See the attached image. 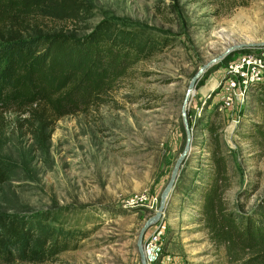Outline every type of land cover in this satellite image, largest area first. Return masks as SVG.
<instances>
[{"label": "rangeland", "instance_id": "obj_1", "mask_svg": "<svg viewBox=\"0 0 264 264\" xmlns=\"http://www.w3.org/2000/svg\"><path fill=\"white\" fill-rule=\"evenodd\" d=\"M83 1L91 11L75 23L31 19L30 29L79 37L106 20L168 45L134 64L104 104L50 131L20 128L8 117L0 133V215L79 237L75 248L36 264H141L137 241L146 224V264H241L249 253L219 244L201 210L216 154L226 163L217 194L227 211L240 220L264 198L256 132H264V80L228 101L225 72L239 55L264 51V0Z\"/></svg>", "mask_w": 264, "mask_h": 264}, {"label": "trees", "instance_id": "obj_2", "mask_svg": "<svg viewBox=\"0 0 264 264\" xmlns=\"http://www.w3.org/2000/svg\"><path fill=\"white\" fill-rule=\"evenodd\" d=\"M83 0H0V133L15 116L20 128L43 134L60 119L104 104L134 64L167 47L164 38L101 21L87 34H43L31 19L73 22L89 14ZM32 34H26L28 31ZM264 108V83L258 87ZM264 122V116H263ZM262 142L264 132L257 128ZM215 172L201 214L214 238L249 253L241 264H264V198L238 220L217 194L226 180V163L214 155ZM78 236L54 235L41 221L0 215V264L43 263L75 248Z\"/></svg>", "mask_w": 264, "mask_h": 264}, {"label": "built area", "instance_id": "obj_3", "mask_svg": "<svg viewBox=\"0 0 264 264\" xmlns=\"http://www.w3.org/2000/svg\"><path fill=\"white\" fill-rule=\"evenodd\" d=\"M225 72L228 75L227 100L230 101L242 94L247 87L264 80V51L258 55H239L226 65Z\"/></svg>", "mask_w": 264, "mask_h": 264}, {"label": "water", "instance_id": "obj_4", "mask_svg": "<svg viewBox=\"0 0 264 264\" xmlns=\"http://www.w3.org/2000/svg\"><path fill=\"white\" fill-rule=\"evenodd\" d=\"M188 99V95L186 100ZM189 153V143L186 145V148L184 150V152L180 155L179 159L177 160L174 169L172 171V175H171V179L169 181V183L167 184V186L165 187L162 196H161V204L159 207V212H162L163 208H164V204L165 201L167 200L170 192L173 189L177 174L179 172L180 167L182 166L183 162L185 161L186 157L188 156ZM159 214L156 215L155 218H158ZM148 224L145 225V227L142 229V231L140 232L139 236H138V241H137V251L141 260V264H146V258H145V254L143 251V234L145 231V228L147 227Z\"/></svg>", "mask_w": 264, "mask_h": 264}, {"label": "bare ground", "instance_id": "obj_5", "mask_svg": "<svg viewBox=\"0 0 264 264\" xmlns=\"http://www.w3.org/2000/svg\"><path fill=\"white\" fill-rule=\"evenodd\" d=\"M188 99H187V101H186V105L185 106H187V104H188V102H189V99L191 98V96H192V91H190L188 94Z\"/></svg>", "mask_w": 264, "mask_h": 264}]
</instances>
